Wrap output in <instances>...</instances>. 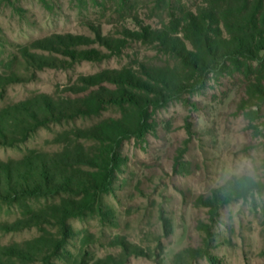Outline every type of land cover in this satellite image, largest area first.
<instances>
[{
	"label": "rangeland",
	"instance_id": "obj_1",
	"mask_svg": "<svg viewBox=\"0 0 264 264\" xmlns=\"http://www.w3.org/2000/svg\"><path fill=\"white\" fill-rule=\"evenodd\" d=\"M190 13L216 40H264V0H0V168L40 163L84 184L24 196L17 172H1L0 264H264V197L225 212L221 183L234 155L264 141V54L214 62ZM154 31L206 67L144 37ZM106 72L163 94L95 80ZM119 89L164 97L144 110L73 108ZM118 122L130 130L121 138L88 136Z\"/></svg>",
	"mask_w": 264,
	"mask_h": 264
},
{
	"label": "trees",
	"instance_id": "obj_2",
	"mask_svg": "<svg viewBox=\"0 0 264 264\" xmlns=\"http://www.w3.org/2000/svg\"><path fill=\"white\" fill-rule=\"evenodd\" d=\"M193 22L191 21V27L197 31L198 34L202 35V40L204 41V46L206 48V52L211 56L214 62H217V59H227V58H238L239 56L248 57L251 59H257L264 54V40H257L255 35H248L234 38L233 40H216L214 39V33H212L211 28H205V26L198 21V24L194 23L195 20H198L193 14L190 13L189 15ZM206 16L210 17V15H202L200 18H206ZM212 16V15H211ZM213 35H211V34ZM150 40H159L165 47L171 49L172 51H176L182 60L185 61L186 64L190 66H194L200 70L206 67V61L200 57L197 53L193 51L187 50V48L183 46H179V40H173L169 38V35L166 31H154L149 32L148 35H144V37ZM62 37H60L61 39ZM69 42H73V37H68ZM62 41L59 43L64 46H74L77 45L76 43H69L65 42V38L61 39ZM170 40V42H169ZM51 46H54V42L51 39L47 40ZM56 43V44H58ZM40 48V47H39ZM50 48V47H47ZM107 77L108 80L119 84V85H126L130 84L133 87L139 88L144 91H152L156 90L161 95L163 94V89H159L160 87L154 86L146 81H142L141 79H136L133 75L126 72H117V73H104L99 74L95 77V80H101L102 78ZM172 89L177 90L178 93L182 92L187 88L184 84L173 85ZM164 97V96H163ZM163 97H155V98H144L142 96L136 95L132 92L126 91L125 89H119L118 91H107L103 93H95L86 100L81 103H89V105H76L73 108H99L102 104H117L122 105L125 103H129L132 106L138 107L140 110L146 109L145 107L148 106L150 103H159ZM54 118L61 119L63 116H67L66 113H61L60 111L57 113H52ZM57 115V116H55ZM43 124V122L41 123ZM130 132L127 126L123 125V123L118 122L117 124H110L103 125L101 127L93 129L88 136L89 137H96L99 141L105 142L109 140L108 138H121L125 134ZM27 162H18L16 165L26 164ZM8 175L9 177L13 176L14 172H17L18 179L17 183L14 185L15 193L23 194L28 196H47L51 194H55L57 192L65 191L68 192L73 190L75 187L81 190L84 187V184L79 181L76 185L72 178L63 179L61 182L55 181L54 178V168H49L48 165H40V163H27L26 164V171L20 172L18 167L10 166V165H3L0 168V183H1V172ZM58 190V191H57ZM7 195H11L8 193ZM232 200L231 195L226 198V202ZM74 209L72 208V211ZM74 213H70L73 216ZM15 252V253H12ZM2 254L7 256L12 255L18 257L20 260L27 258L28 253L25 252L23 249H4L2 250Z\"/></svg>",
	"mask_w": 264,
	"mask_h": 264
},
{
	"label": "clouds",
	"instance_id": "obj_3",
	"mask_svg": "<svg viewBox=\"0 0 264 264\" xmlns=\"http://www.w3.org/2000/svg\"><path fill=\"white\" fill-rule=\"evenodd\" d=\"M222 184H229L233 195L232 203H225L223 210L231 211L237 205L264 197V141L262 146L253 147L248 152H239L227 162L221 173Z\"/></svg>",
	"mask_w": 264,
	"mask_h": 264
}]
</instances>
